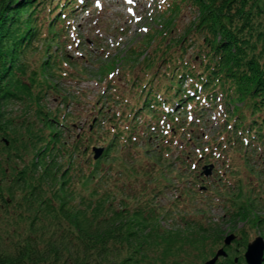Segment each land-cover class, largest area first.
Masks as SVG:
<instances>
[{
	"label": "rangeland",
	"instance_id": "rangeland-1",
	"mask_svg": "<svg viewBox=\"0 0 264 264\" xmlns=\"http://www.w3.org/2000/svg\"><path fill=\"white\" fill-rule=\"evenodd\" d=\"M53 1L54 5L58 3V0ZM80 1L81 4L70 12L72 14L67 15V30L58 34L53 46L49 47V42L37 41V45L26 51L27 57L24 56L22 61H27L28 71L20 74L26 90L22 98L4 104L6 117L15 124L16 137L21 140L19 148L15 142L13 148H9L10 140L5 138L6 144L0 148V197L8 198L9 203L0 202V257H12L29 238L36 239L33 241L36 248L45 250L50 236L56 233L57 238L63 229L70 228L71 218L61 211L55 217L45 204L39 202L30 208L24 200L30 192L28 188L16 186L11 190L16 185L15 173L23 165V162H17L19 168L14 169L18 161L16 155L21 154L27 159L35 155L34 149L26 152L23 144L25 141L28 144L29 139L37 141L33 133L35 129L38 133V127L55 123L62 141L56 146L62 150L57 157L63 167L58 175H62L61 171L73 162L70 182L77 190L69 201L74 207L84 208L83 214L76 213L74 208L78 217L89 220L108 218L111 215L109 203L134 211L137 204L149 198L148 209L157 208L153 221L163 232H178L198 240L207 237L194 246L185 242L183 249L188 252L180 249L178 254L170 255L167 262L159 257L163 245L149 250L148 259L141 264H174L177 260L184 263L186 258H189L188 264H205L221 249L226 254L220 255L215 264H227V260L231 262L233 259L235 264H243L239 262L243 259L248 264L245 258L248 244L259 235L264 237V220L251 221L259 215L264 217V145L255 149L244 140V144L226 141L232 135L226 122L227 104L219 105L223 113L210 106L197 113L194 107L183 110L173 105L174 117L182 123H172L170 116H163L159 111L160 122L152 120L149 123V117H139L137 130L147 132L136 141L139 145L121 143L105 160L107 144L102 134L107 124L97 130L96 123H101L98 114H107L102 118V124L113 123L114 120L107 121L108 115L127 109L124 94L133 99L140 91L142 85L137 79L143 76L140 71L145 60L152 56L158 45V36L166 27L169 10L166 11L161 0H132L131 3L129 0ZM176 15L175 36L178 38V31L195 19L196 12L184 5L179 14H173ZM193 54L194 50L190 48L187 57ZM44 62L48 63V69L43 72ZM34 68L39 75L32 73L31 77ZM134 76L138 82L135 87L131 86ZM188 85L189 82H185L184 88ZM118 122L130 123L126 120ZM27 124L33 127L31 133L27 131ZM43 131L48 134L50 130L47 126ZM93 135L96 140L91 142L89 137ZM233 138L237 139V134L234 133ZM37 143L42 146L47 142ZM76 146L86 153L78 151ZM96 147L104 149L98 158H95ZM11 156L10 162L7 159ZM98 159L102 160L101 174L89 184L78 179L80 171L76 167L81 163L87 173L88 161ZM125 159L126 166L119 167L118 164ZM208 168L211 173L207 175ZM41 171L39 168L33 181L40 184L42 202L51 200L57 205L59 186H50L49 181L41 180ZM105 173L110 178L103 175ZM238 176L241 181L237 180ZM100 178L102 186L98 183ZM106 192L110 193L107 199L103 195ZM58 224L62 230L57 229ZM73 233H69L70 238H74ZM229 235H234L235 239L227 245L225 239ZM74 243L65 245L64 251H58L62 261L69 263L68 253L77 254L80 250L83 254L92 247L85 241V246L82 244L78 249ZM49 255L53 256L50 251ZM43 258L48 257L44 255ZM39 264L49 263L45 260Z\"/></svg>",
	"mask_w": 264,
	"mask_h": 264
},
{
	"label": "trees",
	"instance_id": "trees-1",
	"mask_svg": "<svg viewBox=\"0 0 264 264\" xmlns=\"http://www.w3.org/2000/svg\"><path fill=\"white\" fill-rule=\"evenodd\" d=\"M53 2V0H0V148L3 147L5 138L10 140L9 148H13L14 142L19 148L21 140L16 137L15 124L6 117L4 104L11 99L22 98V93L26 90L24 78L20 77V74L27 73L28 63L22 61V58L27 57L26 51L37 41L49 42V47L53 46L58 34L67 30L65 23L67 15L74 11L79 3L81 4L80 0H58L55 5ZM161 2L166 11L169 10V17L164 31H160L161 35L158 36V45L154 48L152 56L149 54L140 71L143 76L137 81H140L142 88L134 94L133 99L124 94L126 100L123 102L127 103V109L109 114L107 121L114 120L113 123L102 124V118L107 114L104 112L98 114L97 118L101 123H96L97 130L107 124L102 134L107 144L104 159H109L111 151L117 149L121 143L126 145L133 142L132 146L139 145L136 141L147 133L137 130L139 117H149V123H152V120L160 122L159 111L163 116H170L172 123H182L174 117L173 105L183 110H191V107H194L197 113H201L199 110L205 106H210L209 108L222 110L223 113L219 105L227 104L229 107H226V122L230 125L232 135L228 136L226 141L235 144L246 142L249 146H255V149L264 145V0H161ZM184 5L192 8L196 15L187 27L178 31L177 38L175 27L178 17L173 14H179ZM46 9L48 13L45 14ZM190 48L194 50V54L187 57ZM46 62L42 64L43 72L48 69ZM32 73L35 76L39 75L35 68L31 71V77ZM135 81L134 76L131 86L137 85L138 82ZM185 82H189V85L184 88ZM118 120L130 123L125 125ZM133 120L136 122L132 123ZM54 125L55 123H45V126L43 124L42 127H38V133L36 129L33 133L37 141L29 139L28 144L27 141L23 144L26 152L34 149L35 155L30 159L21 154L16 155L18 161L14 169L19 168L20 162H23V165L15 173L16 185L12 186L11 190L16 186L28 188L30 192L24 196V200L28 202L30 208L34 207L35 202H39L45 204L46 209L54 213L55 217L57 212L61 211L66 217L71 218L70 228L65 231L58 224L57 229L63 231L57 238L56 233L50 236L46 241L45 250L36 248V245H33L36 239L29 238L26 244L20 245L12 257H0V264H39L45 260L49 264H141L145 258L148 259L149 250L162 245L163 250L159 257L167 262L170 255L178 254L177 251L183 249L185 242L194 246L207 239L205 237L198 240L197 237H186L178 232H163L159 224L153 221L157 216V208L153 206L148 209L151 204L149 198L137 204L134 211L128 208L124 210L109 203L111 215L108 218L95 217L89 220L78 217L73 212L74 208L79 214L84 213V208L74 207L69 201L77 190L76 185L72 186L70 182L73 162H69L68 168L65 167L61 171L62 175H58L63 168L57 158L62 150L56 146L62 141L61 132L55 129ZM30 126L27 127V131L31 133L33 127ZM47 126L50 130L48 134L43 131ZM234 133L237 134V139L233 138ZM95 140L94 135L89 137V141ZM39 141L47 143L38 146ZM76 148L86 153V150L79 146ZM7 160L11 162L12 156ZM101 162V159L88 161L87 173L80 163L76 167L80 171L78 179H84L85 184L93 182L101 174ZM125 163L126 159L118 166L125 167ZM1 164L2 160L0 170ZM39 168L42 169L41 180L49 181L50 186H59L57 205L51 203V200L42 202V190L38 187L40 184L36 185L33 181L35 173H39ZM103 175L110 178L108 173ZM237 180L241 181V177L238 176ZM98 183L102 186L101 178ZM95 190L97 193L98 190ZM109 194V192L103 194L106 195L105 199ZM13 195L12 192L11 199ZM0 202L9 204L8 198L4 197H0ZM263 218L259 215L251 221L260 222L264 220ZM72 232L74 238L69 236ZM85 241L92 244L87 252L84 250L81 254L78 250L77 254L68 253L69 263L61 260L58 251H64L65 245L76 242L74 244L79 249L82 244L85 246ZM49 251L53 256L49 255ZM183 251L187 253L188 249ZM44 255L48 258H43ZM188 261L189 258H186L184 263L177 260L174 264H188ZM166 262L163 264H167ZM239 262L246 264L244 259ZM235 263L233 259L229 264Z\"/></svg>",
	"mask_w": 264,
	"mask_h": 264
},
{
	"label": "water",
	"instance_id": "water-1",
	"mask_svg": "<svg viewBox=\"0 0 264 264\" xmlns=\"http://www.w3.org/2000/svg\"><path fill=\"white\" fill-rule=\"evenodd\" d=\"M95 158H98L103 153V147L95 148ZM205 173L208 175L211 173V168H208ZM235 239L234 235L226 237L225 242L229 245L232 240ZM226 254L223 249L219 250L217 255L207 261L205 264H215L220 255ZM245 258L248 264H263L264 261V237L257 236L252 242L248 244L247 251L245 252Z\"/></svg>",
	"mask_w": 264,
	"mask_h": 264
},
{
	"label": "snow or ice",
	"instance_id": "snow-or-ice-1",
	"mask_svg": "<svg viewBox=\"0 0 264 264\" xmlns=\"http://www.w3.org/2000/svg\"><path fill=\"white\" fill-rule=\"evenodd\" d=\"M132 2V0H129V3H131Z\"/></svg>",
	"mask_w": 264,
	"mask_h": 264
}]
</instances>
